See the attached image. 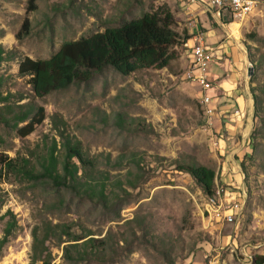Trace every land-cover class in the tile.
I'll return each instance as SVG.
<instances>
[{
	"label": "rangeland",
	"instance_id": "374dc122",
	"mask_svg": "<svg viewBox=\"0 0 264 264\" xmlns=\"http://www.w3.org/2000/svg\"><path fill=\"white\" fill-rule=\"evenodd\" d=\"M28 1L0 0V160L18 155L34 160L46 149L57 153L65 128L101 171L110 172L111 183L122 181L128 194L120 192L113 208L77 198L55 207L52 194L5 172L0 177V240L12 215L18 228L0 264H29L32 232L46 222L73 223L78 235L88 236L78 243L97 239L108 245L103 260L69 262L64 249L70 243L51 240L52 264H258L256 258H264V118L244 112L245 132L232 140L222 118L217 127L207 123V104L186 79V44L176 49L178 56L167 68L130 76L108 68L88 83L44 98L34 96L29 78L19 75V64L25 57L48 59L64 42L168 5L183 37L206 33L209 38L212 32L243 47L253 99L251 88L264 86V0H253L255 8L245 17L228 13L221 19L200 0H37L33 8ZM252 33L255 41L247 39ZM39 107L45 108V121L21 138L18 130ZM182 163L216 170L215 198L177 168ZM131 169L146 179L135 188L126 185ZM234 204H239L234 222L213 219L211 206Z\"/></svg>",
	"mask_w": 264,
	"mask_h": 264
},
{
	"label": "trees",
	"instance_id": "16d2710c",
	"mask_svg": "<svg viewBox=\"0 0 264 264\" xmlns=\"http://www.w3.org/2000/svg\"><path fill=\"white\" fill-rule=\"evenodd\" d=\"M37 0H29L33 8ZM227 13L221 15V17ZM230 14V13H229ZM176 19L168 5H163L154 12L128 21L115 28H108L102 33L81 38L77 41L64 42L59 50L48 59L34 60L25 57L19 64V75L29 78V85L37 98L68 89L74 85L88 83L96 75L111 68L115 72L130 76L148 69H164L177 58L176 49L185 45L192 37H184L175 29ZM256 34L247 35L250 41L256 40ZM0 47V59L2 56ZM254 62L252 55H249ZM254 73L252 83L255 82ZM254 79V80H253ZM254 99V117L264 118V86L251 88ZM33 119L18 130L21 138L35 132L36 126L46 119L44 107L33 110ZM66 126V125H63ZM61 148L57 153L46 149L34 160L18 155L15 158L0 160V177L5 173L15 174L21 181L35 184L40 189L52 194L55 207L63 205L68 198L97 203L104 208L118 206L121 193L128 194L122 181L112 184L110 172L101 171L96 160L84 151L81 141L60 130ZM131 162L137 160L130 155ZM177 168L191 175L196 184L210 198L217 193V172L215 169L195 163L178 164ZM134 173L131 176V173ZM103 177H99V175ZM146 181L142 171L133 169L126 177V185L132 188ZM18 228L16 218L12 215L4 228L0 240V254L9 244ZM32 254L29 264H52V251L48 245L51 240L70 243L65 246L64 258L69 262H88L103 260L108 251L104 241L89 239L78 235L73 223L46 222L43 228L35 227L32 232ZM67 240V241H65ZM258 264H264V258L258 257Z\"/></svg>",
	"mask_w": 264,
	"mask_h": 264
},
{
	"label": "crops",
	"instance_id": "0c3cea01",
	"mask_svg": "<svg viewBox=\"0 0 264 264\" xmlns=\"http://www.w3.org/2000/svg\"><path fill=\"white\" fill-rule=\"evenodd\" d=\"M204 35L212 53L210 80L217 108L214 124L217 127L222 118L232 140L238 133L245 132L247 119L243 113L246 112L249 118L254 116V102L246 85L248 55L232 39H222L221 35L212 32H209V38L206 33Z\"/></svg>",
	"mask_w": 264,
	"mask_h": 264
},
{
	"label": "built area",
	"instance_id": "2783aa9c",
	"mask_svg": "<svg viewBox=\"0 0 264 264\" xmlns=\"http://www.w3.org/2000/svg\"><path fill=\"white\" fill-rule=\"evenodd\" d=\"M195 1V0H193ZM208 9L213 10V16L221 19L224 13H233L238 17H245L253 11L256 2L247 0H200ZM187 51L190 58V73L186 79L199 88L201 100L207 104V123L211 126L214 124L216 117L215 97L212 93L210 80V67L212 63L211 49L207 45L204 33L193 36L187 43ZM238 113V112H237ZM214 145L218 146V141H214ZM239 204H234L226 209L223 205L218 207L211 206L214 220H224L226 222H234L238 213Z\"/></svg>",
	"mask_w": 264,
	"mask_h": 264
},
{
	"label": "bare ground",
	"instance_id": "6f19581e",
	"mask_svg": "<svg viewBox=\"0 0 264 264\" xmlns=\"http://www.w3.org/2000/svg\"><path fill=\"white\" fill-rule=\"evenodd\" d=\"M247 1H253V0H247ZM205 103V102H204Z\"/></svg>",
	"mask_w": 264,
	"mask_h": 264
}]
</instances>
